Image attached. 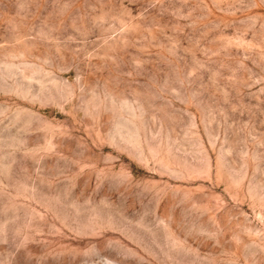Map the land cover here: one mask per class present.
I'll list each match as a JSON object with an SVG mask.
<instances>
[{"label":"rangeland","instance_id":"1","mask_svg":"<svg viewBox=\"0 0 264 264\" xmlns=\"http://www.w3.org/2000/svg\"><path fill=\"white\" fill-rule=\"evenodd\" d=\"M0 264H264V0H0Z\"/></svg>","mask_w":264,"mask_h":264}]
</instances>
